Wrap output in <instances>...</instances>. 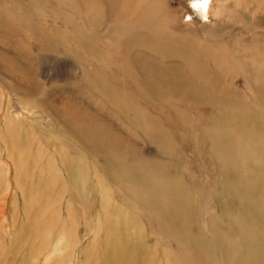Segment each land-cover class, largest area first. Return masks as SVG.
I'll return each mask as SVG.
<instances>
[{
  "label": "rangeland",
  "instance_id": "rangeland-1",
  "mask_svg": "<svg viewBox=\"0 0 264 264\" xmlns=\"http://www.w3.org/2000/svg\"><path fill=\"white\" fill-rule=\"evenodd\" d=\"M193 2L0 0V264H264L215 241L239 234L221 132L264 174V0Z\"/></svg>",
  "mask_w": 264,
  "mask_h": 264
},
{
  "label": "bare ground",
  "instance_id": "bare-ground-1",
  "mask_svg": "<svg viewBox=\"0 0 264 264\" xmlns=\"http://www.w3.org/2000/svg\"><path fill=\"white\" fill-rule=\"evenodd\" d=\"M130 7H131V3L126 1L125 6H124V8H122L121 12L123 15H125L126 12H129L128 15L130 16V22H132L131 20L136 17L135 16L136 14H134V12H131L132 10H130ZM196 8H198L201 12H205V14H206V10L208 7L206 9H200L199 7H196ZM136 20H137V18H136ZM120 26L122 27L121 29H123L121 31L128 30V28L124 25V23L121 24ZM152 27H153L152 25H149L148 28L146 27V29H152L153 30ZM135 33L136 32H133L132 30L126 32V34L128 36L129 35L133 36V35H135ZM124 35L125 34H123L122 36H124ZM135 37L136 36H134L132 38L134 39ZM156 77H157V75H156ZM157 78H159V77H157ZM229 118H230V120L228 121V123H234L237 121V120L235 121V118H231V117H229ZM227 129H229V130L221 132V136H222L221 138L225 144L219 145V147L222 148L221 151H222L223 155L229 154V156H228L229 160L228 161H230L232 163V165L236 171L235 176L233 177V183L228 185L227 191L230 193H235V195L238 199V202H237V206L233 207V209L225 212L224 214L229 219V224L233 227L238 228L239 234L231 240L230 238H228L227 236H225L221 232L217 231V233L215 235V241L219 244H224V250H226L225 254L227 253V257H228L227 260L229 261V263H231L232 261H230V259L234 260V257H236V255L229 253L227 251V249L230 250V247L232 245L238 244L239 241L243 242L242 244H245L249 247L263 246L264 245V174H261L260 172H258L257 169L254 170V168H253L251 170L252 171L251 176H245L241 170L237 169V164L235 163V158H236L235 156L239 157V154L237 153V151H238V148H240L239 147L240 145H238L237 143H235L233 145H228V143L230 144L231 140L233 139L234 133L231 131L232 129H230V127ZM215 140H216V138L214 139V141ZM231 150L233 151L232 153H231ZM242 152L247 153V154H250L252 152V150H250V148H249L248 142L242 146ZM239 153H240V151H239ZM222 154L221 155L219 154V155L222 156ZM259 159H260L259 156L252 154L251 162L254 165L257 166L260 163ZM263 161H264V158H263ZM152 183H153V186L151 188L150 193L155 197V200H156L155 204L158 205V207H160V208L172 206V205H170L171 201L169 200V198H171L173 195H175L179 188L178 187H172L169 184L164 183L163 181H158V180H155V181L153 180ZM138 195L141 197H144L143 193L141 191L138 192ZM184 202H185V205L193 207L192 198L187 197L184 199ZM248 209L250 210L249 214L243 213L244 210L246 211ZM171 217L173 219H175V216H171ZM113 220H115V219H113ZM179 231H181V230L179 229ZM253 232L258 233V237H259V238H257L258 240H255V239L250 240V235ZM121 247H122L121 250H123L125 248V246H121ZM228 253L230 255H228ZM187 255H185L186 258L188 257V259H191L190 256L189 255L187 256ZM207 258H208V255L202 251L201 252V260H203V259L206 260ZM190 262L192 264H196V263H194V261H192V259ZM237 263L242 264V260L241 259L237 260Z\"/></svg>",
  "mask_w": 264,
  "mask_h": 264
},
{
  "label": "clouds",
  "instance_id": "clouds-1",
  "mask_svg": "<svg viewBox=\"0 0 264 264\" xmlns=\"http://www.w3.org/2000/svg\"><path fill=\"white\" fill-rule=\"evenodd\" d=\"M195 3H197V0H194V2L192 3V6ZM210 3H211V0H208L207 4H204V3L201 2L199 8L200 9H206L210 5ZM188 19H191V17H189ZM205 22H207V18L206 17H205Z\"/></svg>",
  "mask_w": 264,
  "mask_h": 264
},
{
  "label": "snow or ice",
  "instance_id": "snow-or-ice-1",
  "mask_svg": "<svg viewBox=\"0 0 264 264\" xmlns=\"http://www.w3.org/2000/svg\"><path fill=\"white\" fill-rule=\"evenodd\" d=\"M201 2L207 4L208 0H197V3H195L193 7H199Z\"/></svg>",
  "mask_w": 264,
  "mask_h": 264
}]
</instances>
